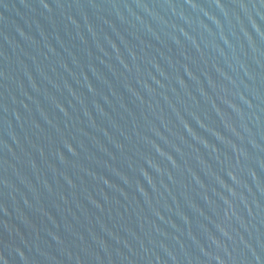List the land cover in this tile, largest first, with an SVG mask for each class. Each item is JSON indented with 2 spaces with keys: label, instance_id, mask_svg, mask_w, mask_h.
I'll list each match as a JSON object with an SVG mask.
<instances>
[{
  "label": "water",
  "instance_id": "1",
  "mask_svg": "<svg viewBox=\"0 0 264 264\" xmlns=\"http://www.w3.org/2000/svg\"><path fill=\"white\" fill-rule=\"evenodd\" d=\"M0 264H264V0H0Z\"/></svg>",
  "mask_w": 264,
  "mask_h": 264
}]
</instances>
